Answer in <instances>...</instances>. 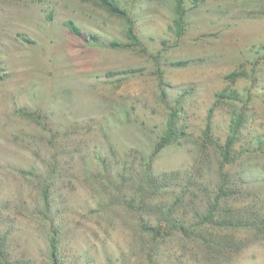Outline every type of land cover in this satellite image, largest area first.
<instances>
[{"label": "rangeland", "instance_id": "rangeland-1", "mask_svg": "<svg viewBox=\"0 0 264 264\" xmlns=\"http://www.w3.org/2000/svg\"><path fill=\"white\" fill-rule=\"evenodd\" d=\"M117 1L125 16L100 0H0L6 264H43L54 231L62 264H264V0H183L179 22L175 0ZM148 159L145 221L160 203L200 238L163 227L146 250L123 200Z\"/></svg>", "mask_w": 264, "mask_h": 264}, {"label": "trees", "instance_id": "trees-1", "mask_svg": "<svg viewBox=\"0 0 264 264\" xmlns=\"http://www.w3.org/2000/svg\"><path fill=\"white\" fill-rule=\"evenodd\" d=\"M175 1H176L175 10L179 17L177 22H179V20L183 16V0H175ZM100 2L106 8L108 12L116 13V14H119L120 16H125V10L121 8L117 0H100ZM67 26L71 32L75 34L79 33L78 28L71 21H67ZM127 35L128 37L133 36L131 27L128 28ZM223 95L225 94L223 92H220L218 94V97H223ZM231 95L232 97H234L233 99H235L237 98L238 93L236 91H232V93H230L228 96L231 97ZM234 124L232 123V125L230 126V134L227 137L226 143L224 145L217 144L216 146L217 151L220 156L218 157L219 168H221L223 161L226 160L225 158L227 154L226 148L228 146L229 147L231 146L235 138L236 126H234ZM175 126L176 124L174 123V120L172 118H169V120L166 122V128L169 131L168 132L169 137L166 140H168L172 135H174L177 132V130L175 129ZM144 164H145L144 165L145 167L144 175L141 174L140 179L143 181H146L145 183L146 186H143L141 190H135V189L132 190L127 195L126 199L123 200V202L127 203L126 204L127 208L133 214H138L136 217L137 221L134 224V231L136 230L137 232L139 231L145 232V233L150 234V237H152L151 238L152 241H150L148 244L145 245L146 250H148L149 253H151L153 249H156L158 247V241L156 237L157 235L160 234V231L163 227L165 230H167L166 233L182 232L186 236H189L192 238H200L203 235L202 234L203 231L201 228H198L199 225L191 222L190 218L187 219L184 216H181V217L174 216L176 218L174 217L172 218L171 211H169L168 209L167 211L162 209L160 203H153L151 205L150 213H152L151 215L153 216L152 217L153 220L150 219L148 221H145L144 219L145 216L143 214L144 207L149 204L146 198H147V195L152 192L151 190H153L154 187L157 188L156 186L157 183L155 182V178H152L153 177L152 176L153 170H152V165H151L152 161L148 159L146 162H144ZM140 179H139V183L144 184V182H142ZM162 186L166 189L171 187L170 182L165 177L163 178L162 184H160V187ZM217 189H218V194L214 197L213 201L209 204L208 210L206 214L204 215V217L208 221H210L213 217L212 210L213 209L215 210V208L220 203V198L226 194L222 185H219ZM43 194H44L43 201L47 205L49 202H48V190L46 188H44ZM116 196L119 197V194H116ZM139 204L141 205L140 208L142 207L141 212H138ZM200 205H203V203H201ZM196 208H199V207H196ZM177 218H179V220ZM54 232H52V234H50V237L47 239V257L45 261L43 262V264H62L60 260L61 259V255H60L61 248L59 246V240L55 238L56 232L55 233ZM0 243L5 245L4 240L2 239H0ZM1 244H0V264H6L8 257L6 253L3 252V248Z\"/></svg>", "mask_w": 264, "mask_h": 264}]
</instances>
